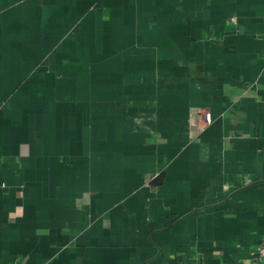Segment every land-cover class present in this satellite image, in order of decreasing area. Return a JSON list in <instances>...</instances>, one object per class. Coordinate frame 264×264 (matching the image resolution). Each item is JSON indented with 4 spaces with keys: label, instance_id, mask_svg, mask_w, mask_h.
I'll return each mask as SVG.
<instances>
[{
    "label": "crops",
    "instance_id": "0c3cea01",
    "mask_svg": "<svg viewBox=\"0 0 264 264\" xmlns=\"http://www.w3.org/2000/svg\"><path fill=\"white\" fill-rule=\"evenodd\" d=\"M262 243L264 0H0V264Z\"/></svg>",
    "mask_w": 264,
    "mask_h": 264
},
{
    "label": "built area",
    "instance_id": "2783aa9c",
    "mask_svg": "<svg viewBox=\"0 0 264 264\" xmlns=\"http://www.w3.org/2000/svg\"><path fill=\"white\" fill-rule=\"evenodd\" d=\"M231 21L235 24L236 18L232 17ZM201 123L196 125V132L201 133L206 126L212 123V114L209 111L201 110L199 112ZM254 259L264 262V243L259 244L252 252Z\"/></svg>",
    "mask_w": 264,
    "mask_h": 264
}]
</instances>
